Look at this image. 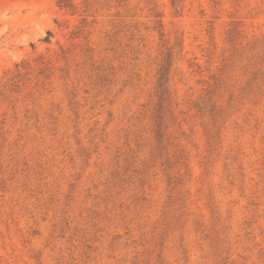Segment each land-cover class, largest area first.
<instances>
[{
	"label": "rangeland",
	"instance_id": "1",
	"mask_svg": "<svg viewBox=\"0 0 264 264\" xmlns=\"http://www.w3.org/2000/svg\"><path fill=\"white\" fill-rule=\"evenodd\" d=\"M74 3L0 0V264H264V0Z\"/></svg>",
	"mask_w": 264,
	"mask_h": 264
},
{
	"label": "trees",
	"instance_id": "2",
	"mask_svg": "<svg viewBox=\"0 0 264 264\" xmlns=\"http://www.w3.org/2000/svg\"><path fill=\"white\" fill-rule=\"evenodd\" d=\"M59 4L64 7L72 8L75 6L74 0H58ZM173 5L178 12H181L184 7V0H172ZM51 33V32H49ZM230 41L234 43L235 48L238 50L242 42H239L241 37V31L237 27H233L230 31ZM164 35V33H162ZM250 45L251 50H255L257 53L264 52V38L255 39L252 42L247 43ZM179 59V52H176L174 48H168L164 62L160 69L159 75V88H160V112L158 118V134L162 138L164 136V130L166 127V119L172 111V100H173V90H172V80L173 73L176 69V62ZM264 60V59H263ZM228 65L225 64V70L223 73H228ZM264 78V66L259 68L253 78L251 83L260 82ZM222 85L216 84V87H211L206 90L205 95L199 96L197 98V104L200 110L205 114L208 119L207 129L210 139V144L213 148H217L219 145V121L222 117V106L218 104V98H216L218 88Z\"/></svg>",
	"mask_w": 264,
	"mask_h": 264
}]
</instances>
